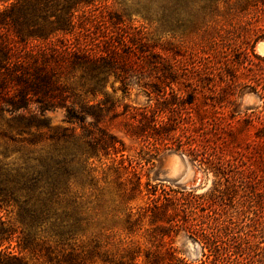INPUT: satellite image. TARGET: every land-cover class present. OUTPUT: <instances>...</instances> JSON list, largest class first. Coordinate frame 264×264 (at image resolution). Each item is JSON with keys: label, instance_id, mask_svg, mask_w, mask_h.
Listing matches in <instances>:
<instances>
[{"label": "rangeland", "instance_id": "rangeland-1", "mask_svg": "<svg viewBox=\"0 0 264 264\" xmlns=\"http://www.w3.org/2000/svg\"><path fill=\"white\" fill-rule=\"evenodd\" d=\"M128 1L121 6L112 1L100 2L84 12L122 15L119 28L144 37L179 72L189 73L207 87L208 67L217 73L219 63L230 50L228 45L238 48L240 41L251 44L257 37H264V12L239 13L222 7L215 11L179 10L172 16L166 13L165 21L152 25ZM169 17L175 19L171 24L166 21ZM260 44L264 45L263 39L254 44V53L264 58L258 51ZM200 70H204L205 77L199 75ZM259 79L262 81V76ZM214 80L218 82V78ZM82 84L77 80L68 82L73 95L71 107L86 124H92L89 129L95 134L100 136L97 128L104 130L124 147L117 146L115 152H107L100 145L92 149L86 133L77 123L68 122L62 109L46 113L45 126L30 129L3 116L0 165L9 169L22 172L25 167L37 165L43 154L62 141L57 136L63 130L87 151L83 158L86 162L74 167L77 182H73L69 197L47 214L41 216L38 205L24 204L23 194H19L15 206L0 205L5 228L16 231L19 237H13L4 247L9 246L29 264H55L56 259L68 254L76 264H263L264 170L257 165L252 146L245 141L229 145L231 157L226 160H230V175L235 183L227 191L223 179H215L206 166L173 147L161 149L147 163L149 157L143 155L142 141L127 134L131 117L148 106L147 97L136 87L125 93L112 74L93 92ZM179 88L173 86L175 96L181 97L175 103L181 117L187 118L192 116L195 105L181 106L190 89ZM202 92L195 104L210 111L208 88ZM231 93L232 96H222L223 102L215 105L217 111L227 116L234 113L235 120L244 115L255 119L264 113L260 92L236 87ZM174 94H167V102H173ZM228 100L234 106L227 105ZM125 105L128 110L124 112ZM87 111L98 113L99 118L94 119ZM165 115L160 119L165 121ZM254 125L259 126L257 120ZM250 131L249 138L253 140L254 130ZM252 165L254 171L250 169ZM146 184L150 187L146 188ZM165 194L172 200H165ZM190 226L208 234L217 255L204 248L200 238L190 232ZM22 238H27V251L23 250ZM154 255L156 258L150 259Z\"/></svg>", "mask_w": 264, "mask_h": 264}, {"label": "trees", "instance_id": "trees-1", "mask_svg": "<svg viewBox=\"0 0 264 264\" xmlns=\"http://www.w3.org/2000/svg\"><path fill=\"white\" fill-rule=\"evenodd\" d=\"M8 1L0 0V119L7 115L24 129L38 128L46 125V113L62 109L68 122L77 123L86 133L89 147L94 149V146L100 145L107 152L118 151L117 146L123 148V143L98 128L96 131L100 136L95 134L89 129L92 124H86L84 117L71 107L73 95L68 86V82L77 80L83 83L82 87L87 86L88 91L93 92L106 80L107 75L112 74L120 81L125 93H130L136 87L148 99V106L141 113H135L131 117L132 122L127 125V134L142 141L143 155L149 157L147 163L157 157L161 149L173 147L175 151L186 153L191 161L206 166L215 179H223L227 191L235 183L230 175V160H226L231 157L228 148L245 141L257 154V165L264 170V113L261 112L255 119L244 115L235 120L234 113L227 116L215 108V105L223 102L222 96H232L231 92L236 87H248L252 92H260L264 98V58L254 53V44L260 39L264 40V37H257L251 44L247 40L240 41L238 48L228 45L230 50L219 63L217 75L215 68L208 67L207 87L189 73L179 72L173 62L155 52V47L149 45L144 37L119 28L117 25L123 24L122 15H86L84 12L100 2L112 1L121 6L125 0ZM128 2L141 12L142 19L152 25L165 21L166 13L172 16L179 10L215 11L222 7L239 13L251 10L264 12V0ZM78 14L81 16L78 17ZM174 20L173 17L166 19L169 24ZM203 71H198L201 77L206 76ZM261 76L262 81L259 79ZM215 77L218 82L214 80ZM175 85L183 86V90L190 89L181 106L195 105L192 116L181 117L175 103L181 97L175 96ZM205 88H208V97L212 102L210 111L200 109L195 104ZM228 90L231 92L227 93ZM169 91L174 94L171 95L173 102H167ZM152 101H155L154 105H151ZM226 104L234 106L231 100ZM127 108L125 105L123 111H127ZM87 113L96 120L99 118L94 111ZM163 114H166L165 121L160 119ZM255 120L258 127L254 125ZM251 129L254 130L253 140L249 138ZM57 139L62 141L43 154L37 165L25 167L22 172L0 165V205L11 203L15 206L19 203V194H23V203L38 205L43 216L69 197L73 182H77L74 167L86 162L83 158L87 156V151L71 135H66V130ZM254 168L252 165L251 171ZM139 179L137 177V181ZM145 187L150 185L146 184ZM165 200L171 201L172 198L165 194ZM5 224L0 217V264H29L25 258L13 253L9 246L4 247L13 237L19 239L15 236L17 232L6 229ZM189 229L200 238L204 248L214 255L218 254L204 230L191 226ZM20 241L23 250L27 251V238ZM154 258L156 255L150 257ZM55 264L76 263L68 254L56 259Z\"/></svg>", "mask_w": 264, "mask_h": 264}, {"label": "bare ground", "instance_id": "bare-ground-1", "mask_svg": "<svg viewBox=\"0 0 264 264\" xmlns=\"http://www.w3.org/2000/svg\"><path fill=\"white\" fill-rule=\"evenodd\" d=\"M258 51L261 53V54H264V45L260 44L258 46Z\"/></svg>", "mask_w": 264, "mask_h": 264}]
</instances>
